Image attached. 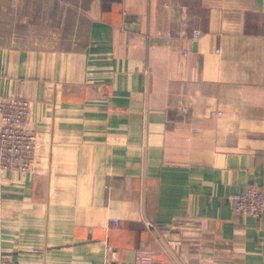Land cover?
<instances>
[{"label":"crops","instance_id":"0c3cea01","mask_svg":"<svg viewBox=\"0 0 264 264\" xmlns=\"http://www.w3.org/2000/svg\"><path fill=\"white\" fill-rule=\"evenodd\" d=\"M3 98L36 143L0 171V256L264 264L228 198L264 191V0H0Z\"/></svg>","mask_w":264,"mask_h":264},{"label":"built area","instance_id":"2783aa9c","mask_svg":"<svg viewBox=\"0 0 264 264\" xmlns=\"http://www.w3.org/2000/svg\"><path fill=\"white\" fill-rule=\"evenodd\" d=\"M193 37L200 34L192 30ZM30 103L25 99H0V171L27 169L35 148V135L26 127ZM233 211L240 216L259 217L264 211V191L248 187L228 196ZM116 221V220H115ZM152 251L146 248L136 250V262L148 261ZM0 264H16L6 255L0 256Z\"/></svg>","mask_w":264,"mask_h":264}]
</instances>
